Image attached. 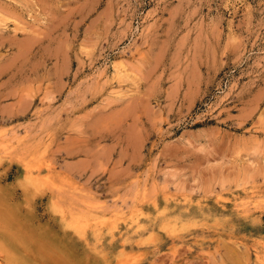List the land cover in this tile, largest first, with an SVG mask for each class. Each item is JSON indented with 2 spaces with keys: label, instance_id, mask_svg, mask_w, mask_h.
Returning <instances> with one entry per match:
<instances>
[{
  "label": "rangeland",
  "instance_id": "374dc122",
  "mask_svg": "<svg viewBox=\"0 0 264 264\" xmlns=\"http://www.w3.org/2000/svg\"><path fill=\"white\" fill-rule=\"evenodd\" d=\"M1 264H264V0H0Z\"/></svg>",
  "mask_w": 264,
  "mask_h": 264
},
{
  "label": "bare ground",
  "instance_id": "6f19581e",
  "mask_svg": "<svg viewBox=\"0 0 264 264\" xmlns=\"http://www.w3.org/2000/svg\"><path fill=\"white\" fill-rule=\"evenodd\" d=\"M1 264V263H0Z\"/></svg>",
  "mask_w": 264,
  "mask_h": 264
}]
</instances>
